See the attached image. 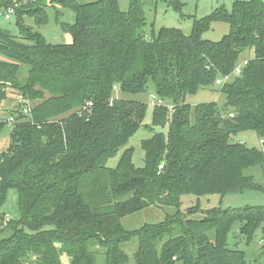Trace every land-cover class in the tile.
I'll list each match as a JSON object with an SVG mask.
<instances>
[{
  "label": "trees",
  "instance_id": "1",
  "mask_svg": "<svg viewBox=\"0 0 264 264\" xmlns=\"http://www.w3.org/2000/svg\"><path fill=\"white\" fill-rule=\"evenodd\" d=\"M22 1L0 0V10L20 4V36L0 28V102L11 88L37 105L27 120L17 114L0 153V209L13 189L19 214L1 227L0 213V232H8L0 240V264H63L62 257L68 264H128L121 245L133 239L134 264H245L243 251L228 248V235L238 223L252 242L264 225L263 206L215 207L198 220L187 217L197 205L187 215L179 207L183 195L262 190L244 171L264 166V150L231 137L251 131L264 141V0H234L230 12L220 6L193 18L189 35L160 28L150 39L143 33L148 0H129L127 11L117 0H34L28 8ZM44 1L72 12L74 23L60 25L70 43L49 44L20 22L25 14L46 23ZM171 3L181 11L177 0ZM215 21L228 25L227 34L203 39ZM251 50L241 73L218 88L222 109L215 102L186 103L231 75ZM150 87L158 102L151 126L166 133L141 142L143 166L135 167L133 149L125 146L147 104L115 98L113 91L137 95ZM4 127L0 121V133ZM150 207L175 212L156 224L123 228L121 219ZM261 249L264 255V244Z\"/></svg>",
  "mask_w": 264,
  "mask_h": 264
},
{
  "label": "rangeland",
  "instance_id": "2",
  "mask_svg": "<svg viewBox=\"0 0 264 264\" xmlns=\"http://www.w3.org/2000/svg\"><path fill=\"white\" fill-rule=\"evenodd\" d=\"M96 0H76L78 3L92 2ZM234 0H177V3L182 5L181 11H177L171 3V0H148L144 6L143 12L146 25L143 33L147 39L151 38V32L158 31L160 28H176L179 29L184 35H189L191 31L192 19H199L209 15L216 8L223 6L227 12H230ZM23 0L21 3L26 7H31L34 0ZM176 3V4H177ZM118 8L121 11H127L129 0H117ZM20 4L16 3L14 8L0 10V28L9 31L13 36H20V28L15 24L16 8ZM47 17V22L43 24H36L35 18L23 14L20 22L25 27H30L32 31L41 34L45 41L49 44L56 45L61 43H70L71 36L68 32L61 30V23L73 24L74 17L72 12L55 2L44 1L39 4ZM10 12V13H9ZM8 14L9 18L5 19L4 16ZM43 15V14H42ZM229 27L223 22H211L209 29L206 31L202 38L210 41H219L225 34H227ZM253 51H246L242 54L241 58H252ZM27 76V67L21 66L20 79L24 80ZM219 86L201 89L196 95L188 96L186 103L195 106L201 103L215 102L220 109L224 107L225 97L218 92ZM150 91L145 94H124L118 89L113 91V97L124 98L128 100H136L147 104V111L141 127L129 139L125 148L133 149L132 162L135 167L143 166L144 152L140 144L143 140L150 138L153 132L166 133L165 129H160L151 126L152 110L156 104L157 99H153L152 87ZM7 98L0 102V121L5 123L3 131L0 133V153L6 151L9 144V133L16 122L15 117L21 111L25 116L24 120L30 118L31 110L37 105V102L24 99L19 92L11 88L6 89ZM158 103V102H157ZM228 111L225 116L230 114ZM12 120L10 121V119ZM148 126V127H145ZM151 129H153L151 131ZM232 142L244 143L249 148H256L264 150V141L256 136L251 131H245L231 137ZM124 149V148H123ZM121 149L118 154L107 162L108 168H114L118 162ZM246 176H252L254 181L262 186V190L253 191L247 190L241 193L230 194L224 197L219 195H183L180 199L179 210L186 214L188 208L198 206L199 211L187 216L189 219H201L203 217L202 211L207 209L219 207L221 209L228 208H244L246 206H263L264 207V166L251 167L244 171ZM16 191L9 189L6 195V200L0 209L3 216L1 227L4 226L9 220H16L19 217L16 206ZM175 209L170 207H163L159 209L150 207L141 212L129 215L121 219L123 228L127 231L135 230L144 224H156L165 219L167 215H171ZM238 223H235L228 235L227 246L232 250L243 251L245 255V264H264V255L262 254V245L264 244V225L260 230L254 234L252 242L246 243L243 236L239 234ZM7 233L0 232V240L7 236ZM122 250L127 254L129 260L128 264H134L133 255L137 249V240L133 239L130 242L121 245ZM63 264H68L64 257L61 258Z\"/></svg>",
  "mask_w": 264,
  "mask_h": 264
},
{
  "label": "built area",
  "instance_id": "3",
  "mask_svg": "<svg viewBox=\"0 0 264 264\" xmlns=\"http://www.w3.org/2000/svg\"><path fill=\"white\" fill-rule=\"evenodd\" d=\"M8 11H12V10H8ZM10 13V12H9ZM4 18L5 19H8L9 18V16H8V14H6L5 16H4ZM246 64H247V60H244V61H241L235 68H234V70H233V72L231 73V75H229V76H225V77H223V78H218V79H216V81H215V86H220V85H222L223 83H225L226 81H229L230 79H231V77H233V76H238L240 73H241V71H242V68L244 67V66H246ZM12 120V118L10 119V121Z\"/></svg>",
  "mask_w": 264,
  "mask_h": 264
}]
</instances>
